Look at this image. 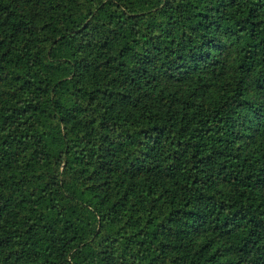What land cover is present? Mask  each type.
I'll return each instance as SVG.
<instances>
[{"label":"trees","instance_id":"1","mask_svg":"<svg viewBox=\"0 0 264 264\" xmlns=\"http://www.w3.org/2000/svg\"><path fill=\"white\" fill-rule=\"evenodd\" d=\"M0 264H264V0H0Z\"/></svg>","mask_w":264,"mask_h":264}]
</instances>
